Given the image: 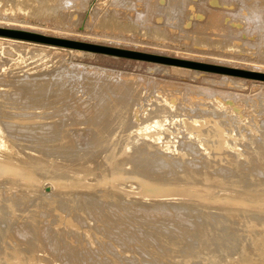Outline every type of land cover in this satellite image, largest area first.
Instances as JSON below:
<instances>
[{
    "label": "bare ground",
    "instance_id": "1",
    "mask_svg": "<svg viewBox=\"0 0 264 264\" xmlns=\"http://www.w3.org/2000/svg\"><path fill=\"white\" fill-rule=\"evenodd\" d=\"M207 14L217 22L223 12L210 7ZM24 85L26 91L7 94L0 83V264H264L263 124L253 123L257 143L232 117L225 126L218 101L211 109L215 115H206L204 106L175 115L157 111L127 123L119 137L124 118L113 126L102 99L83 104L74 99L59 108L63 118L74 109L79 111L72 117L91 112L92 123L78 130V123L44 121L47 116L40 115L58 88ZM171 126L185 138L174 135ZM79 136H86V147ZM118 142L116 154L112 148ZM31 152L42 158L27 161ZM56 155L72 165L73 159L72 181L90 191H64L68 184L56 169L59 162L51 165L56 175L49 174L51 167L46 176L37 170ZM95 159L106 160L108 174L91 179L87 174L97 167ZM44 181L54 190L56 206L39 198L46 197L41 190L33 193ZM184 194L205 196L201 203L248 207L236 208L237 214L229 212L233 205L224 212L200 211V203L172 197ZM32 201L43 208L39 218L27 208Z\"/></svg>",
    "mask_w": 264,
    "mask_h": 264
},
{
    "label": "rangeland",
    "instance_id": "2",
    "mask_svg": "<svg viewBox=\"0 0 264 264\" xmlns=\"http://www.w3.org/2000/svg\"><path fill=\"white\" fill-rule=\"evenodd\" d=\"M259 2L261 5H258ZM210 7L223 12L217 22L208 18ZM0 28L264 74V0H0ZM84 51L90 50L0 35V78L7 76L0 80L4 84L1 88L8 91L7 94L15 88L20 91L26 89L24 83H31L32 90L50 86L58 88L57 93L48 98L50 104L42 109L40 115L47 116L44 121L53 119V122L69 120L78 123V130L92 123V118H87L91 112L80 111L78 117H72L79 111L74 109L63 118L59 108L66 101L76 99L83 104L102 99V105L112 111L110 117L113 126L124 118L122 126L116 131L117 136L122 134L120 130L123 132L127 123H139L157 111L159 114L164 111L175 115L184 113L182 109L194 110L204 106L206 115H215L211 109L220 101L224 113L219 116L225 126L228 123L226 120L232 117L231 122L245 127L248 137L256 136L257 141L260 136L254 130L253 123L264 125V101L261 100L264 97V79ZM60 91L63 94L58 95ZM129 130L124 132L132 135ZM169 130L179 139L185 138L184 132L179 133L172 126ZM234 132L238 131L235 129ZM79 137L81 145L86 147V136ZM243 141L239 140L241 148L244 147ZM18 143L22 145L20 141ZM98 147L97 160L102 161L104 159L99 157L103 152L102 147L95 146ZM112 149L117 154L121 143L118 142ZM84 151L85 148L79 154ZM31 154L38 156L27 157L26 160L31 163L42 158L40 152ZM57 157H52L54 160L50 158L49 163L41 162L43 169L37 170L46 176V172L48 174L49 169L53 168L51 165L59 162L56 169L61 170L59 173L68 184L64 191H90L76 186L72 181L73 159L72 165L69 158L66 161L61 158L60 161ZM97 160L93 164L97 167L90 171L94 175L87 174L91 179L98 178L96 175L101 173L100 176L108 174L104 164L106 160L99 161V164ZM61 166L66 170L63 171ZM124 167L128 168L129 164ZM54 170L49 174H54ZM16 183L21 184V181ZM17 187L26 188L25 185ZM33 190L38 195L42 191L41 194L46 197L40 195L39 198L52 200L55 205L51 196L54 190L47 181ZM172 197L192 200L194 204L198 202L200 211L213 210L214 207L213 211L224 212L225 208L233 205L201 203L206 200L205 196L191 194ZM33 203L28 204L27 208L36 210V218H39L43 208H36ZM217 205L220 209L215 210ZM234 205L232 209H235L229 210L234 214L248 207ZM236 208L239 210L234 211ZM84 227L82 229L87 228Z\"/></svg>",
    "mask_w": 264,
    "mask_h": 264
},
{
    "label": "water",
    "instance_id": "3",
    "mask_svg": "<svg viewBox=\"0 0 264 264\" xmlns=\"http://www.w3.org/2000/svg\"><path fill=\"white\" fill-rule=\"evenodd\" d=\"M0 35H6L10 37L22 38V39L43 42V43H48V44H54V45H60V46L81 48V49H86L90 51L101 52V53H106V54H111V55L122 56V57H129V58H135V59H141V60H147V61H153V62L176 64V65H181V66L198 68L202 70L225 72V73L237 74V75L245 76V77L264 79L263 73L234 69V68H227V67H220V66H215V65L205 64V63H198V62H193V61L180 60V59H175V58H168V57H164V56H160L156 54L127 50V49H122V48H117V47L86 43V42H78V41H73V40H68V39H63V38L45 36L42 34H37V33L27 32V31H22V30H11V29L0 28Z\"/></svg>",
    "mask_w": 264,
    "mask_h": 264
}]
</instances>
